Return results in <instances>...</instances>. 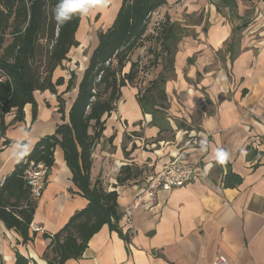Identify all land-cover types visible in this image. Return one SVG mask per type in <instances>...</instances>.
Returning a JSON list of instances; mask_svg holds the SVG:
<instances>
[{"label": "crops", "instance_id": "0c3cea01", "mask_svg": "<svg viewBox=\"0 0 264 264\" xmlns=\"http://www.w3.org/2000/svg\"><path fill=\"white\" fill-rule=\"evenodd\" d=\"M105 1V9L112 7V0ZM167 2L157 12L176 25V38L170 57L161 49L154 52L159 55L157 66L162 71L152 80L165 79L164 105L155 108L156 115L144 113L137 84L123 87L116 110L102 119L104 130L92 156V186L100 182L107 191L118 192V230L104 225L90 239L83 256L65 264H213L218 256L231 264H264L263 0H255L252 7L236 0L234 15L225 8L219 12L210 0ZM120 6L118 0L109 27ZM257 29L261 36H251L250 30ZM150 32L148 28L146 36ZM68 59L63 66L68 64L70 70L58 68L54 75V81L65 79L58 94L34 93L36 119L31 104L25 106L22 122H15V110L5 115L7 130L4 136L0 133V188L36 144L55 134L63 123L59 95L65 102L71 96L65 108L68 117L88 66H82L75 87L62 94L70 71H74L71 62H78L70 53ZM198 134L197 144L191 143ZM205 138L210 147L202 152L200 142ZM17 141L31 144L22 159L9 152V146ZM217 148L227 153L222 163L213 155ZM176 156H182L184 164L200 167L205 177L172 191H159L155 202L134 210L133 223L127 225L124 215L139 189L161 174ZM127 166L142 174L132 184L119 186L117 178ZM229 173L241 182L225 186ZM88 204L73 183L58 146L43 194L36 200L32 240L25 243L18 232L0 221V264H18L19 258L26 264H49L45 254L51 237Z\"/></svg>", "mask_w": 264, "mask_h": 264}, {"label": "trees", "instance_id": "16d2710c", "mask_svg": "<svg viewBox=\"0 0 264 264\" xmlns=\"http://www.w3.org/2000/svg\"><path fill=\"white\" fill-rule=\"evenodd\" d=\"M217 6L237 13L236 0H210ZM58 0H0V133L5 135V115L16 112L15 122H22L24 108L33 105L37 117L34 93L50 91L58 94V87L65 84L64 77L54 81V75L73 48L80 46L77 34L81 17L57 26L53 9ZM167 0H121V6L111 27L98 34V44L90 55L88 66L78 85L77 96L66 117V102L58 96L59 112L63 123L55 134L42 138L33 151L21 160L14 172L0 188V221L8 229L18 232L25 243L32 240L31 224L36 200L26 180V171L31 164H44L50 170L55 163V150L64 152L65 162L72 172V181L88 201V206L77 212L69 223L53 235L45 258L49 264H65L69 259L83 256L90 239L104 225L118 230L121 219L118 192H109L100 182L91 184L93 153L102 137L104 123L117 108L121 89L137 79L136 65L123 73L131 55L149 38L146 33L152 16ZM236 30H240L237 28ZM177 27L166 17L160 24L157 39L161 52L172 55L171 46L176 38ZM77 74L70 71L66 90L69 93L76 85ZM164 77L151 82L138 101L144 113L156 115L157 106L163 107L165 92ZM155 121V119H154ZM93 134H90V130ZM142 174L138 168L123 167L117 178L119 186L132 184ZM233 181V184H232ZM241 179L231 173L225 186H232ZM49 237V235H45ZM51 252V253H50ZM18 264H26L18 260Z\"/></svg>", "mask_w": 264, "mask_h": 264}, {"label": "rangeland", "instance_id": "374dc122", "mask_svg": "<svg viewBox=\"0 0 264 264\" xmlns=\"http://www.w3.org/2000/svg\"><path fill=\"white\" fill-rule=\"evenodd\" d=\"M243 1H245L246 5L249 7L254 6L253 2L255 0H243ZM120 3H121V0H120ZM262 3L264 4V0ZM112 4H113L112 7L107 6V9H105L106 1L104 0V7H102L101 10L93 11L91 14L81 17V24H80L79 31L77 34V39L80 42V46L77 48H73L74 50L70 52V56L72 57V59L73 58L78 59V62L76 63L71 62V67L73 68L74 71H76L77 78H79V75L81 74L82 66L87 65L90 54L93 52V50L98 44V34L101 31H106L109 28L113 20V18L107 19V16L105 13L110 10L111 11L115 10L116 12V9L118 7V0H115V4L114 3ZM251 12L253 11L251 10ZM159 16H161L159 12H156L152 16V19L149 24V28L152 31L149 33V37L151 36V40H149V38L145 39L146 48L137 49L131 55L130 62L127 63L126 67L123 70V73L129 72L131 65L133 63L136 65L135 70L137 71V79L134 81L133 84L134 85L137 84L141 92H143L146 88H148L150 86V82L153 79H155L158 76V74L162 71L161 67L159 65L157 66L159 55L157 56L154 54V52L157 53L159 52V49H161L160 42L158 41L156 37L158 35L157 33L159 31L160 24L163 23L166 19V17L164 16H162L163 18ZM249 17L252 18L253 13H252V16L250 14ZM260 31L261 30L259 29H257V31L255 32H253V30H250V33H252L251 36H257L259 34L261 36ZM69 70L70 68L68 64H65L64 66H62V71L67 72ZM71 94H73V92ZM70 100H71V96H68L67 97L68 103L70 102Z\"/></svg>", "mask_w": 264, "mask_h": 264}, {"label": "built area", "instance_id": "2783aa9c", "mask_svg": "<svg viewBox=\"0 0 264 264\" xmlns=\"http://www.w3.org/2000/svg\"><path fill=\"white\" fill-rule=\"evenodd\" d=\"M191 142L197 144V138ZM190 143V142H189ZM188 143V144H189ZM50 170L44 164H31L26 171V180L31 188L32 196L39 199L44 191L47 177ZM205 174L200 167H192L183 163L182 156H176L174 161L164 168V170L156 178H154L147 186L139 189L138 195L135 197L130 208L124 215L125 223L129 226L133 223V212L143 204L153 203L156 200L159 191H172L175 188H181L187 183L195 182L204 178ZM36 232L40 231L39 227H34ZM213 264H231L224 256H218Z\"/></svg>", "mask_w": 264, "mask_h": 264}, {"label": "clouds", "instance_id": "9594fccd", "mask_svg": "<svg viewBox=\"0 0 264 264\" xmlns=\"http://www.w3.org/2000/svg\"><path fill=\"white\" fill-rule=\"evenodd\" d=\"M102 7H104V0H58V3L53 9V19L57 23V26H60L71 21L75 16L84 17L93 11L101 10ZM24 135H27V133L25 132ZM209 147L210 145L207 139H202L200 142V151L207 152ZM30 149V142L24 143L17 141L9 146V152L18 159L26 156ZM213 155L221 163L227 157V153L219 148L213 150Z\"/></svg>", "mask_w": 264, "mask_h": 264}, {"label": "bare ground", "instance_id": "6f19581e", "mask_svg": "<svg viewBox=\"0 0 264 264\" xmlns=\"http://www.w3.org/2000/svg\"><path fill=\"white\" fill-rule=\"evenodd\" d=\"M112 3H114L115 4V0H112ZM113 5V4H112ZM106 16H107V19L108 18H114V16H115V10H110L108 13H106Z\"/></svg>", "mask_w": 264, "mask_h": 264}]
</instances>
